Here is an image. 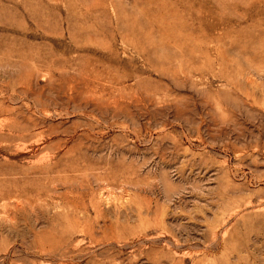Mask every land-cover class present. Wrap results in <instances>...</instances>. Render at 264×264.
<instances>
[{
	"label": "rangeland",
	"instance_id": "obj_1",
	"mask_svg": "<svg viewBox=\"0 0 264 264\" xmlns=\"http://www.w3.org/2000/svg\"><path fill=\"white\" fill-rule=\"evenodd\" d=\"M0 264H264V0H0Z\"/></svg>",
	"mask_w": 264,
	"mask_h": 264
}]
</instances>
